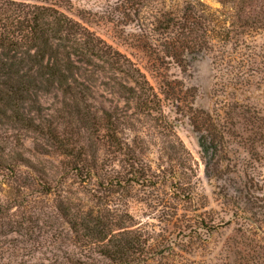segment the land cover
<instances>
[{
    "label": "trees",
    "instance_id": "trees-1",
    "mask_svg": "<svg viewBox=\"0 0 264 264\" xmlns=\"http://www.w3.org/2000/svg\"><path fill=\"white\" fill-rule=\"evenodd\" d=\"M218 1L222 9L203 0H185L180 8L161 12L154 26L160 38L153 41L144 31L136 34L134 49L139 55L132 57L53 5L0 0V128L31 131L48 141L64 157L60 163L66 164L76 183L89 186L88 201L62 194L54 199L52 213L66 227L51 232L63 247L49 257L41 252L32 264H174L186 252L184 247L196 244L203 232L210 237L211 230L201 223V235L161 240L135 228L131 212L119 213L111 206L121 185L133 188L156 181L142 155L136 154L135 139L130 143L126 137L130 116L118 107L95 106L85 73L87 66L101 61L121 75L119 89L137 109L173 130L174 122L163 109L164 100H170L196 134L207 176L213 179L217 169L210 170V165H217L227 149L224 116L218 109L197 106V86H189L172 71L178 68L187 74L195 59L208 58L215 91L239 100V133L256 145L264 160V42H256L257 37L264 38V0ZM184 89L191 92L190 105ZM55 91L62 96L60 109L50 112L42 99ZM7 135L0 132V194L23 170L35 176L40 194H52L44 162L26 155L20 136ZM178 144L183 149L181 140ZM101 149L112 154L107 162ZM237 178L239 192L223 196L232 211L225 225L239 224L234 229L241 243L239 264H264L261 188L254 175ZM13 205H18L15 199L0 198L1 234L5 226L29 236L43 228L35 223L41 216L19 217Z\"/></svg>",
    "mask_w": 264,
    "mask_h": 264
},
{
    "label": "rangeland",
    "instance_id": "rangeland-1",
    "mask_svg": "<svg viewBox=\"0 0 264 264\" xmlns=\"http://www.w3.org/2000/svg\"><path fill=\"white\" fill-rule=\"evenodd\" d=\"M17 1L53 5L132 57L139 55L134 49L135 35L144 31L156 41L160 34L154 29L155 17L165 10L178 9L185 2V0ZM203 1L214 9H222L218 0ZM257 41L264 42V38L257 37ZM95 62L96 66H87L88 70L85 73L90 78L88 83L95 97L94 105L107 109L118 107L120 111L130 116L131 121L125 130L126 137L130 143L135 139V152L142 155L156 181L151 185L146 183L133 188L121 185L118 187V193L111 197V206L118 209L116 211L119 213L131 212L135 228L161 240L181 239L183 235L188 238V233L193 236L201 235L200 232L203 230L199 226L201 223L207 226L211 230L210 237L207 238L203 232L201 239L196 240V244L184 247L186 252L181 253L182 257L176 259L174 264H239L242 259L241 243L234 233L239 224L233 222L225 225L232 211L223 197L235 194V190L239 192L241 187L238 175L244 173L254 175L263 195L261 206L264 211V160H261L262 153H258L256 145L247 142L239 133L241 131L237 115L239 100L233 101L228 95L217 94L214 85L216 80L208 58L195 59L187 74H183L178 68H172L176 76L189 86H197L198 96L195 100L197 106L210 110L218 109L224 116L223 122L228 132L227 149L220 155V162L217 165L211 163L210 170L217 169L215 172L217 175L216 178L209 179L196 134L184 116L173 108L170 100H164L163 109L167 117L174 122L173 130L166 128L162 120H154L137 109L135 103L127 99L126 94L119 89L120 82H124L121 75L104 66L101 61ZM100 66H104V69ZM125 83L133 85L132 81ZM190 94L191 92L184 89L186 105H190L189 101L192 100ZM61 100L60 92L55 91L46 99H42V103L53 112L54 109H60ZM251 102V105L257 106L256 101ZM185 109L188 110L186 107ZM0 132L8 134L10 139H13L15 134L20 136L26 148V155L44 162L54 186L52 194H40L38 190L41 186L35 184L33 179L35 176L23 170L17 180H10V185L3 186L5 191L0 194L2 201L16 200L18 205H13V210L19 217L39 215L42 218L40 222L35 223L43 225V228L32 236L23 231H16L15 227L2 228L5 233H0V264H32L34 256H41V252H45V257H49L52 250L63 247L56 239L57 234L52 236L56 227L59 228L58 231L66 227L64 220L52 213L54 199L62 194L74 200L76 197H82L88 201L89 186L76 183L77 179L67 173L66 164L60 163L64 157L54 150L48 141L38 138L31 131L10 128L6 131L0 128ZM180 140L183 149L178 144ZM180 148L181 151L177 152L176 149ZM93 150L94 148L91 153ZM39 151L46 154L40 155ZM100 154L106 162L112 158L108 149H101ZM117 171L122 175L124 173L120 167ZM250 187L254 185L251 184ZM10 190L12 192H9ZM97 193L100 194V191ZM262 218L264 220V217Z\"/></svg>",
    "mask_w": 264,
    "mask_h": 264
}]
</instances>
